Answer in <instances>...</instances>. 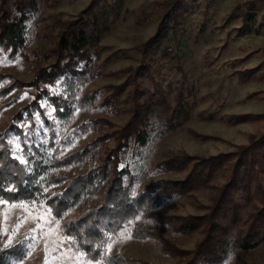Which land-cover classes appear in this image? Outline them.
Segmentation results:
<instances>
[{
	"label": "trees",
	"instance_id": "16d2710c",
	"mask_svg": "<svg viewBox=\"0 0 264 264\" xmlns=\"http://www.w3.org/2000/svg\"><path fill=\"white\" fill-rule=\"evenodd\" d=\"M8 1L1 0L0 5V52L18 55L30 45L27 24L37 6L34 0H14L10 5ZM124 2L93 0L76 20L63 24L51 52L54 59L29 84L37 90L34 100L0 133V200L44 204L54 222L64 220L88 203L89 209L77 219L66 221L63 228L78 248L106 264H148L105 251L106 244L115 240L139 215L160 226H171L177 232L198 231L203 235L191 250L177 249L157 238L168 254L184 259L181 264H223L229 253L233 255V264H244L252 250L264 246V187L260 179L264 174V128L257 135H250L246 145L236 147L231 153L206 158L170 156L153 165L150 146L189 119L186 99L192 90L186 86L182 73V81H177L174 88L167 85V92L151 76L152 91L142 90V78L150 71L145 60L162 41L168 40L189 7L186 0H168L156 33L142 44L140 65L125 70L128 74L125 81L108 87L112 91L107 95L105 90L86 91V86L102 74L91 49H95L97 57L104 51L100 46L101 35L108 24H113ZM245 4L252 10L250 3ZM240 11L241 5H237L231 16ZM250 19L248 16L238 29L239 35L250 33L247 25ZM263 66L264 61L255 68L236 71L237 82H258L264 75ZM22 86V82L12 79L10 85L0 87V99ZM124 93L123 102L129 105L130 120L122 128L86 145L79 142L105 126L104 119L89 120L68 133L77 113L95 108L115 111ZM229 119L232 124L264 123V114ZM107 125L112 127L111 123ZM111 140L114 147L100 153ZM85 166H88L86 172L69 179L64 190L52 192L64 182L61 170ZM219 170L227 172L226 181L216 188L207 213L185 217L156 214L162 204L207 186ZM181 171H186L181 179L146 181L151 174ZM241 220L245 230L235 231L234 225ZM132 235L157 237L142 227L135 228ZM23 250L19 245L0 252V264H10Z\"/></svg>",
	"mask_w": 264,
	"mask_h": 264
},
{
	"label": "rangeland",
	"instance_id": "374dc122",
	"mask_svg": "<svg viewBox=\"0 0 264 264\" xmlns=\"http://www.w3.org/2000/svg\"><path fill=\"white\" fill-rule=\"evenodd\" d=\"M13 1L9 0L8 4ZM34 1L37 8L27 24L29 47L18 55L0 52L1 89L10 85L12 79L23 83L22 87L14 89L8 96L0 99V133L5 132L11 119L34 100L37 90L29 84L35 80L38 71L54 59L51 52L63 24L76 20L93 0ZM167 1L125 0L113 24H108L107 30L101 35L100 46L104 51L97 57L95 49H91L97 68L102 74L86 86V91L105 90L107 95L112 91L108 87L121 85L125 81L128 76L124 73L125 70L140 65L143 59L142 44L156 33ZM186 1L189 12L172 30L168 40L162 41L145 60L150 71L142 78V90L148 93L152 91V77L167 92V85L174 88L177 81H182L181 73L185 77L186 86L192 90L191 96L186 99L189 103V119L175 132L150 146L153 165L170 156L206 158L231 153L236 147L246 145L250 135H257L264 128L261 121L235 124L229 122L230 117L237 115H248L251 118L264 114V75L258 82L251 81L246 84H239L235 75L236 71L255 68L264 61V36L253 34L240 38L243 35L231 28V24L239 23V20H228L230 15L227 12L231 7L228 0ZM255 21L258 23L257 19ZM261 73H264V66ZM125 97L126 93L122 94V102L117 105L115 111L95 108L77 113L68 133L89 120L104 119L105 126L87 134L79 142L80 145H86L98 137L122 128L130 120L129 105L123 102ZM102 99L97 100V103ZM42 105L44 106L45 102H42ZM52 110L48 109L50 114ZM107 123H111L112 127ZM114 145L113 140L109 141L100 153H105ZM81 147L78 146V149ZM87 168L88 166L69 171L61 170L60 175L64 177V182L61 186L53 188L52 192L64 190L69 179L84 174ZM185 173L186 171L176 174H151L146 181L177 180ZM226 175V171L219 170L207 186L162 204L157 208L156 214L180 217L204 215L207 213V207L211 205L216 188L225 183ZM260 179L264 187V174ZM21 204L28 205L31 211V216L24 223H20V217L26 215V212L12 207ZM95 204L98 202L95 201ZM85 209H89L88 203L78 207L64 220L54 222L51 211L44 204L0 200V252L20 245L24 247L22 255L13 259L10 264H44L45 240H56L64 243L55 250H52L53 245L49 244L48 264H106L103 260L90 257L65 234L64 223L77 219ZM138 217L139 219L136 218L127 225L115 240L106 244L107 254L116 253L125 259L148 264H181L184 259L168 254L163 242L157 238L181 250L193 249L203 238L198 231L184 234L175 231L171 226H160L141 215ZM37 224L40 228L36 232L30 231ZM140 227L151 230L157 237H133V230ZM40 229L47 234L43 239L40 237ZM234 230H245L242 220L234 225ZM122 232L131 234L132 238L122 239ZM33 237L35 241L32 240ZM9 239L11 244H8ZM33 243L34 247H30ZM109 244H112L111 251H107ZM233 262V255L229 253L223 264ZM244 264H264V246L252 250L246 256Z\"/></svg>",
	"mask_w": 264,
	"mask_h": 264
},
{
	"label": "crops",
	"instance_id": "0c3cea01",
	"mask_svg": "<svg viewBox=\"0 0 264 264\" xmlns=\"http://www.w3.org/2000/svg\"><path fill=\"white\" fill-rule=\"evenodd\" d=\"M231 4V7L228 10V20L231 21H237L239 20V23H233L231 24V28H235L238 30L245 19L248 18V16L251 17V19L247 22L248 28L250 29V33L244 34L242 37H249L253 34H256L258 36L263 35L264 36V0H228ZM250 3V7H252V10H248L249 7L246 6L245 3ZM237 5H241V11L236 13V15L231 16V13L233 12L234 8ZM258 20V23H255V20ZM234 29V30H235Z\"/></svg>",
	"mask_w": 264,
	"mask_h": 264
},
{
	"label": "snow or ice",
	"instance_id": "6c2138e0",
	"mask_svg": "<svg viewBox=\"0 0 264 264\" xmlns=\"http://www.w3.org/2000/svg\"><path fill=\"white\" fill-rule=\"evenodd\" d=\"M23 163V161H21ZM13 208H19V209H22L26 212V215L20 217V223H24L30 216H31V211L28 209V205H25V204H21V205H12ZM40 219H43V217H40ZM139 219V217H137V220ZM17 228H19V224L17 225ZM40 228V225L37 224L35 225L30 231L32 232H36L37 229ZM15 232V230H13ZM47 234L43 232L42 229H40V237L43 239ZM121 238L124 239V240H127V239H131V234L127 233V232H122L120 234ZM33 241H35V237L32 238ZM12 241L11 239H9L8 241V244H11ZM64 242L63 241H56V240H45V244H44V248H45V261H44V264H48V257H47V254L49 252V244H52L53 245V249L52 250H55V249H58L59 246L61 244H63ZM6 247L8 245H5ZM30 247H34V243L30 245ZM112 250V244H109L108 247H107V251H111Z\"/></svg>",
	"mask_w": 264,
	"mask_h": 264
}]
</instances>
